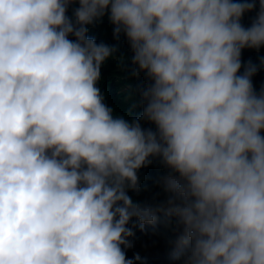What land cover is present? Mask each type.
Instances as JSON below:
<instances>
[{
	"label": "clouds",
	"instance_id": "1",
	"mask_svg": "<svg viewBox=\"0 0 264 264\" xmlns=\"http://www.w3.org/2000/svg\"><path fill=\"white\" fill-rule=\"evenodd\" d=\"M254 8L0 0V264H264V88L238 75L264 47ZM106 13L147 87L87 37Z\"/></svg>",
	"mask_w": 264,
	"mask_h": 264
},
{
	"label": "trees",
	"instance_id": "2",
	"mask_svg": "<svg viewBox=\"0 0 264 264\" xmlns=\"http://www.w3.org/2000/svg\"><path fill=\"white\" fill-rule=\"evenodd\" d=\"M258 10L259 0H256V8H254L251 12H246L241 18V24L245 28L251 25ZM108 19V14L106 13L101 20L96 21L92 25L88 26L86 35L87 37L93 38L95 40H102L105 44H108L110 46L115 45L117 47V54H119L120 56H126V58L130 61L128 63V73H132L133 75L135 66L132 64L133 54L131 52L130 45L123 33H121L120 35L124 43L110 38L111 28L110 24L108 23ZM69 39H74V37L70 36ZM262 61H264V47H261L258 50L245 48L241 52V69L238 75L243 73L244 67L249 63L254 65L256 67V72L251 79L253 88L257 93H259L260 90L264 88V63H262ZM105 75L108 77L111 75V73L106 72ZM133 76L137 79L136 84H141L142 86L147 87L150 83L145 79L144 73H139L138 75ZM150 128L155 130V126L152 124H150ZM262 135H264V133H262ZM153 176H155V174H153Z\"/></svg>",
	"mask_w": 264,
	"mask_h": 264
},
{
	"label": "rangeland",
	"instance_id": "3",
	"mask_svg": "<svg viewBox=\"0 0 264 264\" xmlns=\"http://www.w3.org/2000/svg\"><path fill=\"white\" fill-rule=\"evenodd\" d=\"M122 94L124 96V100L128 102L129 104L135 106L139 104L140 101V95L136 94V90L134 89L133 81L127 80V84L125 85V90L122 91ZM165 172L164 174H166Z\"/></svg>",
	"mask_w": 264,
	"mask_h": 264
}]
</instances>
